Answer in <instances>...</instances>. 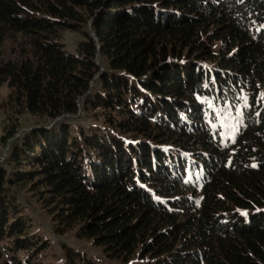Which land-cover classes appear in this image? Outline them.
Wrapping results in <instances>:
<instances>
[{"label": "trees", "instance_id": "obj_1", "mask_svg": "<svg viewBox=\"0 0 264 264\" xmlns=\"http://www.w3.org/2000/svg\"><path fill=\"white\" fill-rule=\"evenodd\" d=\"M61 30L82 33L78 56ZM15 36L28 50L0 75L30 114L72 116L84 97L127 111L103 138L55 123L12 144L0 264H36L48 246L15 187L36 195L58 234L78 226L126 263L138 252L157 264H264V0H0V50ZM64 251L66 264H91Z\"/></svg>", "mask_w": 264, "mask_h": 264}, {"label": "rangeland", "instance_id": "obj_2", "mask_svg": "<svg viewBox=\"0 0 264 264\" xmlns=\"http://www.w3.org/2000/svg\"><path fill=\"white\" fill-rule=\"evenodd\" d=\"M82 33L73 32L70 30L60 31V43L64 50L73 56H78V47L82 42ZM25 40L19 36L6 39L0 50V65L7 62H13L21 53L22 50L27 51ZM212 48L219 49L222 47L221 42L215 41ZM97 63L102 66V71L106 67L101 57L97 56ZM205 67H214V62H200ZM99 76L94 78L90 85L88 96L93 100L94 96L99 93L100 84ZM246 95V93H244ZM12 90L8 88L7 81L3 80V75H0V167L7 172L12 170L8 165L10 158L11 146L14 142L20 141L26 134L38 128H51L55 123L63 124L70 128V131L75 134L81 129L85 134L95 135L103 138L109 136L113 132L111 127L106 122H118L123 119L119 113L125 114L126 108L121 107L119 110L94 108L90 103L86 104V98L78 100V112L75 115H66L62 118L51 121L46 117H40L30 114L14 99ZM244 95V96H245ZM246 99V96L244 97ZM258 100L260 105H264V87H259ZM15 130V134L6 143L3 138L11 131ZM96 131V133H95ZM93 132V133H92ZM116 138L127 142L132 138V133L124 135L120 131H115ZM17 197L18 203L22 209L23 215L29 220L31 233H34L38 238L47 242V248L39 254L38 258L32 260L36 264H66L65 248L71 250L74 254L84 258L91 264H157L164 258L152 259L149 256L139 259V254L136 252L127 263L122 260L109 257L103 248L94 244L93 240L86 239L80 236L79 227L76 226L65 233L58 234L56 223L49 211L41 206L34 195L28 188L22 189L15 187L13 189ZM189 198L199 200L200 196L187 195ZM20 260L25 261L27 255L23 253L17 254Z\"/></svg>", "mask_w": 264, "mask_h": 264}]
</instances>
